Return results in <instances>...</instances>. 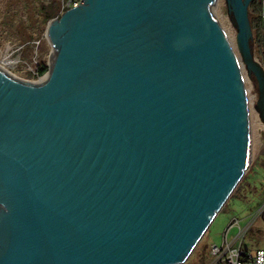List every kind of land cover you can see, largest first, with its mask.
<instances>
[{
    "label": "water",
    "instance_id": "water-1",
    "mask_svg": "<svg viewBox=\"0 0 264 264\" xmlns=\"http://www.w3.org/2000/svg\"><path fill=\"white\" fill-rule=\"evenodd\" d=\"M253 1L227 9L264 123ZM215 3L82 0L47 27L57 54L45 84L0 70V264L188 260L252 155Z\"/></svg>",
    "mask_w": 264,
    "mask_h": 264
},
{
    "label": "rangeland",
    "instance_id": "rangeland-1",
    "mask_svg": "<svg viewBox=\"0 0 264 264\" xmlns=\"http://www.w3.org/2000/svg\"><path fill=\"white\" fill-rule=\"evenodd\" d=\"M54 1L57 3L58 10L53 12L52 19L47 21L43 6H50V0H0V61L4 54H8L14 61V67H8L10 74L23 83L34 85L38 83L40 78L49 73L53 45L46 38L47 27L61 15L63 6H66L67 11L73 8L76 3L82 2V0ZM214 14L221 29L230 30L234 39V51H232L244 67V75H242L248 99L253 141L252 155L243 179L184 264H200L199 261L202 259H204L202 264L213 262L210 255L209 239L210 243L220 246L225 232L235 219L240 222L243 248L253 253L264 248V219H256L257 213L258 216L264 214V206L259 210L260 201L254 196L256 195L254 192L255 185L260 191H264V123L260 119L257 106L259 99L258 82L252 72L248 73L239 51L238 32L229 18L227 0H219ZM250 17L249 12V19ZM260 21L263 25V20L260 19ZM252 41L254 57L264 67L262 59L256 53L254 32ZM46 49H48V53ZM44 64L48 67V72L40 78L34 76L33 70L41 69ZM238 229V227L234 228L231 231V236L235 235Z\"/></svg>",
    "mask_w": 264,
    "mask_h": 264
},
{
    "label": "built area",
    "instance_id": "built-area-1",
    "mask_svg": "<svg viewBox=\"0 0 264 264\" xmlns=\"http://www.w3.org/2000/svg\"><path fill=\"white\" fill-rule=\"evenodd\" d=\"M261 6L260 18L264 22V0H259ZM80 3L74 5L78 6ZM70 8V7H69ZM66 12V6H63L62 13L55 20L59 19ZM40 69L33 70L34 76L40 78ZM41 79V78H40ZM233 227H238V234L230 238V231ZM242 233L240 222L235 219L230 228L224 234L223 242L220 246L212 244L210 246V255L213 259V264H264V248L258 249L256 252H251L243 248Z\"/></svg>",
    "mask_w": 264,
    "mask_h": 264
},
{
    "label": "trees",
    "instance_id": "trees-1",
    "mask_svg": "<svg viewBox=\"0 0 264 264\" xmlns=\"http://www.w3.org/2000/svg\"><path fill=\"white\" fill-rule=\"evenodd\" d=\"M47 21H50L53 16V12L58 10L57 3L54 0H50V6H43ZM251 27L254 32V45L256 53L262 59L264 64V26L260 21L261 6L259 0H254L249 8ZM48 53V49H46ZM48 72V67L44 64L39 71L40 76H44Z\"/></svg>",
    "mask_w": 264,
    "mask_h": 264
},
{
    "label": "bare ground",
    "instance_id": "bare-ground-1",
    "mask_svg": "<svg viewBox=\"0 0 264 264\" xmlns=\"http://www.w3.org/2000/svg\"><path fill=\"white\" fill-rule=\"evenodd\" d=\"M218 2H219V0H216L215 5H213V4L211 5L212 7H214V12H215L216 6L218 5ZM216 20H217V18H216ZM217 22H218V20H217ZM222 31H223V33H224V35H225V37H226V39H227V41L229 43V46H230L231 50L234 51V39L232 37V34L230 33V30L225 29V30H222ZM46 38H48L49 41H50V37H49V34L47 32H46ZM56 54H57V51H56L55 47L53 46V52H52V55H51V58H50V71H49V73H47L44 77H42L39 80L40 82L38 81V83H36L34 85H42V84H45L49 80V78H50V76L52 74V70L54 68V64H55V60H56ZM239 65H240V68H241V72L244 75V67L240 63H239ZM8 67L9 68L14 67V61L9 57L8 54H4V57L0 61V70L3 73H5L6 75H8L9 77H11V78H13V79H15L17 81H20L19 79L14 78V76L10 74V72L8 70ZM20 82H22V81H20Z\"/></svg>",
    "mask_w": 264,
    "mask_h": 264
},
{
    "label": "crops",
    "instance_id": "crops-1",
    "mask_svg": "<svg viewBox=\"0 0 264 264\" xmlns=\"http://www.w3.org/2000/svg\"><path fill=\"white\" fill-rule=\"evenodd\" d=\"M255 194L256 195H254L255 197H257L258 198V200L260 201V209L259 210H261L262 209V207L264 206V191L263 190H259V188L257 187V185H255ZM259 210H258V212H259ZM264 215V214H263ZM263 215H260V216H258V213H257V220L258 219H264L263 218ZM256 220V221H257ZM256 221H254L255 223H256ZM234 228H236V227H233L232 229H231V231H233L234 230ZM257 230V229H256ZM231 231H230V238L232 239L233 237H235L237 234H238V232H239V229H238V232L235 234V235H233V236H231ZM263 231V230H262ZM212 244H214V243H210V239H209V245L211 246ZM261 249V248H260ZM204 261V259H202L201 261H199L200 262V264H202V262ZM210 264H213V262H211Z\"/></svg>",
    "mask_w": 264,
    "mask_h": 264
},
{
    "label": "flooded vegetation",
    "instance_id": "flooded-vegetation-1",
    "mask_svg": "<svg viewBox=\"0 0 264 264\" xmlns=\"http://www.w3.org/2000/svg\"><path fill=\"white\" fill-rule=\"evenodd\" d=\"M253 195V194H252Z\"/></svg>",
    "mask_w": 264,
    "mask_h": 264
}]
</instances>
